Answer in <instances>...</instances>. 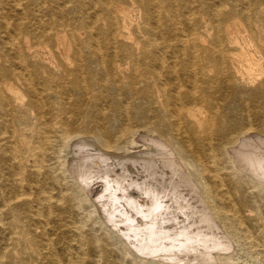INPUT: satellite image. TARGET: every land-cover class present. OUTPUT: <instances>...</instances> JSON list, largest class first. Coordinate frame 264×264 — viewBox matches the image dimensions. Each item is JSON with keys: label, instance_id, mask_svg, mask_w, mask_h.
<instances>
[{"label": "bare ground", "instance_id": "6f19581e", "mask_svg": "<svg viewBox=\"0 0 264 264\" xmlns=\"http://www.w3.org/2000/svg\"><path fill=\"white\" fill-rule=\"evenodd\" d=\"M7 1L23 11L11 25L0 2V229L18 244L0 264L143 260L125 231L83 223L114 190L141 209L164 168L264 262V0ZM76 141L94 149L78 159Z\"/></svg>", "mask_w": 264, "mask_h": 264}, {"label": "rangeland", "instance_id": "374dc122", "mask_svg": "<svg viewBox=\"0 0 264 264\" xmlns=\"http://www.w3.org/2000/svg\"><path fill=\"white\" fill-rule=\"evenodd\" d=\"M1 1V11L6 17L5 19L11 25H16L18 23V20L15 14L23 10H21L20 6L18 7V9H14L10 5V2L7 0H0V2ZM73 14L76 15L77 12ZM205 18L209 17L205 16ZM24 20L26 25L40 24L38 18L31 15L28 17V19L26 18ZM239 22L243 24V21ZM7 29L8 28H6L5 24L0 26V32L2 38L4 39L3 41H0V50L2 51V53L3 51H5L8 45V40H6L8 39L6 37L7 34L4 33V31H6ZM75 33H77L81 37L85 35V31L82 29H77ZM133 33L138 34L136 30ZM25 38H29L27 34L21 36V40H24ZM55 43L56 40H53L48 44H46V41H43L39 42V44H36V46H38L42 50L54 51L56 46ZM16 84L20 85V81L16 80ZM78 142L79 141L75 142L77 146L73 150V156H77L78 159L81 156H84L86 152H88V150L91 152L94 149L93 146L88 143H85L83 141H80L79 143ZM144 143L145 146L149 145L145 141L139 142V144ZM109 163L110 161L107 163V165ZM108 169L114 171L115 169H119V166H116L114 168H110L108 166ZM171 172L172 171L170 168H164L156 171L157 178L156 176L153 177V180H151V182L154 184L158 183L159 187L157 189L159 190L151 191L149 193V196L147 195L143 198L145 202H142V204L144 206H147L144 207L141 204L140 206H143L141 209L138 208L136 210L134 209L135 207H129V205L124 203L123 199H120V192H117V190H114V192L116 193L110 192L108 196L105 195V199L102 198V200L95 203L96 212H94L89 218H87L86 221H84V230H88L92 226L98 228L99 224L95 223V221L97 220L96 217H98L102 221L101 226L106 227L107 229H110L112 227L115 231L117 230L116 232H119L118 230H122L123 232L125 231L126 233L124 232V237L122 234L120 235H122V238L126 240L128 246H131L130 249H135L134 251L140 253L141 258L143 259L139 262H132L131 264H161L162 261L163 264H264V262H262L255 253L247 250L242 246L240 242H234L229 238L226 239L227 237L225 236L224 232H222L223 230H221V227L217 225L216 221H214L210 217V214L204 207L205 205L201 201V198L198 197L196 192H190L192 190L185 187V185L183 186L181 180L177 176L174 175L172 177L173 172ZM164 174L168 176L166 177ZM7 175L8 170L6 169L5 165L0 162V185L1 191L4 193L9 192L10 190V183L7 180ZM99 179L100 178H98V180H95L92 184L94 185L103 181V179ZM170 184H172V187L169 186ZM180 187L182 188L180 189ZM186 191L188 194L186 193ZM193 193L194 195H197H195L196 198ZM35 196L36 195L32 194V197ZM5 197V195L0 197V202ZM101 202L104 205V210H102L103 205ZM90 206L91 203L89 201L83 202L78 208L77 215L81 217L89 215V211L93 209ZM9 217L10 214L2 213L0 215V218L2 220H9ZM107 220L110 221L108 222ZM108 226L110 228H108ZM103 232L104 230L101 228L99 230V234H102ZM127 234L129 235V237ZM65 238H67V236H65ZM17 244V240L14 239L13 233H11L9 229H0V252L5 245H8L9 248H12ZM217 256L223 257V261L217 260ZM125 259L130 261L131 257L127 255ZM102 263L111 264L110 261H102ZM125 264L129 263L125 262Z\"/></svg>", "mask_w": 264, "mask_h": 264}]
</instances>
